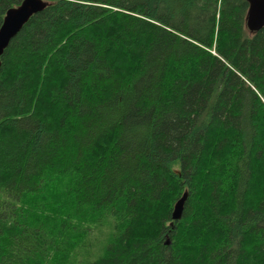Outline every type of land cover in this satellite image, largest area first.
<instances>
[{
  "label": "trees",
  "instance_id": "1",
  "mask_svg": "<svg viewBox=\"0 0 264 264\" xmlns=\"http://www.w3.org/2000/svg\"><path fill=\"white\" fill-rule=\"evenodd\" d=\"M44 2L0 58V264H264L249 2Z\"/></svg>",
  "mask_w": 264,
  "mask_h": 264
},
{
  "label": "water",
  "instance_id": "2",
  "mask_svg": "<svg viewBox=\"0 0 264 264\" xmlns=\"http://www.w3.org/2000/svg\"><path fill=\"white\" fill-rule=\"evenodd\" d=\"M249 10L247 26L250 31L258 32L264 27V0H247ZM46 7L43 0H24L20 6L7 11L3 24L0 28V58L10 41L17 36L21 29L29 22L32 16L40 13ZM1 69V60H0ZM174 214V220L180 218L181 204ZM169 242H167L168 244Z\"/></svg>",
  "mask_w": 264,
  "mask_h": 264
},
{
  "label": "bare ground",
  "instance_id": "3",
  "mask_svg": "<svg viewBox=\"0 0 264 264\" xmlns=\"http://www.w3.org/2000/svg\"><path fill=\"white\" fill-rule=\"evenodd\" d=\"M209 107H210V106H209ZM205 112H206V111H205ZM204 114H205V113H204ZM201 117H202V116H201ZM244 141H245V140H244ZM245 145H246V144H245ZM231 162H232V161H231ZM233 165H234V164H233ZM56 177H57V176H56ZM58 178H59V177H58ZM58 178H57V179H58ZM44 179H45V178H44ZM57 179H56V180H57ZM60 179H61V178H60ZM62 179H63V178H62ZM61 183H62V182H61ZM58 184H59V183H58ZM223 184H224V183H223ZM229 184H230V183H229ZM73 185H74V184H73ZM260 185H261V184H260ZM60 187H61V186H60ZM257 187H258V186H257ZM259 187H261V186H259ZM73 188H74V187H73ZM59 189H60V188H59ZM71 190H72V189H71ZM12 193H13V192H12ZM260 193H261V192H260ZM71 194H72V193H71ZM262 194H264V193L262 192ZM256 197H257V196H256ZM6 198H7V197H6ZM254 200H255V199H254ZM257 200H258V199H257ZM25 207H26V206H25ZM30 208H32V207H30ZM45 212H46V211H45ZM190 215H191V214H190ZM36 223H37V222H36ZM36 223H35V224H36ZM40 223H41V222H40ZM45 225H46V224H45ZM36 227H37V226H36ZM39 228H40V227H39ZM91 257H92V256H91ZM89 264H90V263H89Z\"/></svg>",
  "mask_w": 264,
  "mask_h": 264
}]
</instances>
